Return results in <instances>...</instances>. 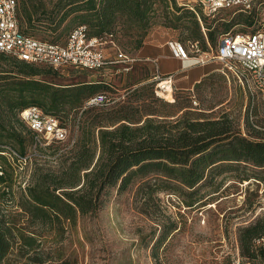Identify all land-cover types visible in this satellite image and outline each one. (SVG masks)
Returning <instances> with one entry per match:
<instances>
[{
  "label": "trees",
  "instance_id": "1",
  "mask_svg": "<svg viewBox=\"0 0 264 264\" xmlns=\"http://www.w3.org/2000/svg\"><path fill=\"white\" fill-rule=\"evenodd\" d=\"M17 14L24 33L52 43L63 44L84 25L89 37H108L116 46L126 38V46L137 51L152 26L176 28L181 16L192 23L187 39H201L198 13L177 0H17ZM219 25L226 32L230 22ZM207 31L215 46L217 27ZM0 61V264H68L65 232L80 217L101 210L112 189L133 191L138 211L150 215L160 211V192L192 206L202 199L198 190L204 185L217 191L212 177L234 169L233 163L264 172V139L243 136L227 112L194 116L188 104L162 101L154 73L129 83L126 98L111 106H84L109 84L100 79L57 84L51 78L59 69L3 53ZM30 105L64 127L72 123L79 133L75 140L37 147L21 186L13 167L18 158L3 152L10 147L23 157L32 147L33 133L19 118ZM174 229L171 224L153 244ZM257 239L264 240V214L237 229L239 255L249 264H264V245L255 244Z\"/></svg>",
  "mask_w": 264,
  "mask_h": 264
},
{
  "label": "rangeland",
  "instance_id": "2",
  "mask_svg": "<svg viewBox=\"0 0 264 264\" xmlns=\"http://www.w3.org/2000/svg\"><path fill=\"white\" fill-rule=\"evenodd\" d=\"M195 10L199 17V41L205 45V49L201 46L204 51L216 46L210 43L207 28L217 27V44L223 33L253 32L264 27V0L247 11L229 8L207 14L201 8ZM177 22L176 28L155 24L148 30V39H152L153 44H163L168 53L165 41L172 38L185 42L192 27L186 16H181ZM222 22H230L226 32H222L219 25ZM41 36L36 37L41 39ZM118 41L119 50L135 55L136 51L126 46V38L121 37ZM103 46L105 55L112 59L117 49L109 42ZM153 48L152 44L147 45L145 54L152 56ZM158 65L161 72L178 68L177 63L172 64L161 56ZM220 68V62L210 61L182 71L179 69L174 74L172 96H165L166 99L156 96L165 102L177 99L188 104L194 116H198L199 111L206 112L211 118L227 112L243 136L264 139V106L260 102L252 106L245 90L236 81H228ZM201 71L205 72L203 77L192 83L191 79ZM155 72L156 66L150 57L126 64L108 63L98 70L67 66L60 68L51 80L57 84L103 80L109 84L106 93L110 97V103L104 106H111L126 98L129 83L143 75L151 78ZM66 125L65 142L75 140L79 131L68 121ZM33 152L31 146L27 147L26 154L13 162L16 184L22 186L27 181L33 166L30 162L33 159L28 157ZM232 165L234 169L212 177L214 184H218L217 191L204 185L198 190L202 199L192 206H185L180 196L169 191L160 192V211H152L150 215L138 211L133 191L117 193L115 189L110 190L101 210L93 216L80 217L75 226L67 229L63 238V257L68 264H249L239 255L237 229L264 214V172L249 163ZM255 175L262 179H256ZM171 224L175 229L168 230L162 242L153 244ZM261 243L264 245V240L255 241V244Z\"/></svg>",
  "mask_w": 264,
  "mask_h": 264
},
{
  "label": "built area",
  "instance_id": "3",
  "mask_svg": "<svg viewBox=\"0 0 264 264\" xmlns=\"http://www.w3.org/2000/svg\"><path fill=\"white\" fill-rule=\"evenodd\" d=\"M191 10L201 8L207 14L221 9L237 8L247 11L259 0H177ZM204 32V29L202 28ZM109 42L117 49L115 58L105 55L103 44ZM166 46L173 58L188 61L190 66L204 65L210 61L221 63L220 72L227 80H235L248 95L250 104L260 102L264 106V27L253 32H226L220 35L214 49L204 51L198 40L182 42L168 39ZM0 53L16 57L29 64L45 65L53 69L67 66L98 70L108 63H130L135 59L118 49L108 37H89L84 25L76 26L63 44L52 43L24 33L17 14V0H0ZM156 72V95L165 98L167 88L173 91L174 74L161 75L157 71V60H152ZM166 99V98H165ZM110 97L99 92L84 102V106L107 105ZM21 121L33 133L34 152L37 147H47L52 142H64L67 129L52 114L44 113L38 106L30 105L19 112ZM3 152L9 157H20L13 149Z\"/></svg>",
  "mask_w": 264,
  "mask_h": 264
},
{
  "label": "crops",
  "instance_id": "4",
  "mask_svg": "<svg viewBox=\"0 0 264 264\" xmlns=\"http://www.w3.org/2000/svg\"><path fill=\"white\" fill-rule=\"evenodd\" d=\"M148 37H149V33L146 35V39L144 40L142 47L139 50L136 51L134 56L131 55L135 60H147L150 57H151L152 60L156 59L157 60V71L160 74H162V75L169 74V73L175 74V72L176 73L179 72L178 71L179 69H181V71H182V70L190 67L188 61H182V60L173 58L170 55V52H169L168 48H167L168 53H166L164 48H163L164 47L163 44H161V43L153 44V40L152 39L149 40ZM149 44H152L153 47H155V48H153L154 54L152 56H148L147 54H145V50L147 49V45H149ZM164 45H166V41H165ZM160 56L165 58V59H167L168 61L172 62V64L177 63L178 68L174 69L173 71L161 72L159 70V65H158V59H159ZM113 58H115V56ZM204 74H205V72L201 71L196 77L191 79V82L192 83L197 82L199 79H201L203 77ZM187 77H188V75H187Z\"/></svg>",
  "mask_w": 264,
  "mask_h": 264
},
{
  "label": "bare ground",
  "instance_id": "5",
  "mask_svg": "<svg viewBox=\"0 0 264 264\" xmlns=\"http://www.w3.org/2000/svg\"><path fill=\"white\" fill-rule=\"evenodd\" d=\"M165 96H170L171 95V89L170 88H167L165 94Z\"/></svg>",
  "mask_w": 264,
  "mask_h": 264
}]
</instances>
